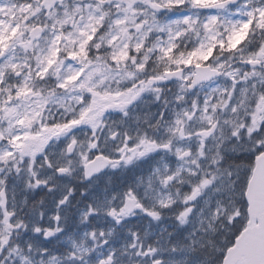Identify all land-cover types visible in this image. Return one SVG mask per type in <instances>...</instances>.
Returning a JSON list of instances; mask_svg holds the SVG:
<instances>
[{
    "label": "snow or ice",
    "instance_id": "6c2138e0",
    "mask_svg": "<svg viewBox=\"0 0 264 264\" xmlns=\"http://www.w3.org/2000/svg\"><path fill=\"white\" fill-rule=\"evenodd\" d=\"M0 264H264V0H0Z\"/></svg>",
    "mask_w": 264,
    "mask_h": 264
}]
</instances>
